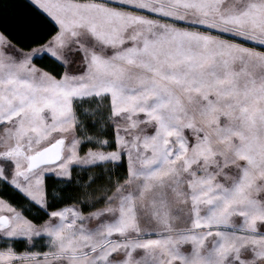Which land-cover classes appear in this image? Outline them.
Segmentation results:
<instances>
[{
  "label": "snow or ice",
  "instance_id": "6c2138e0",
  "mask_svg": "<svg viewBox=\"0 0 264 264\" xmlns=\"http://www.w3.org/2000/svg\"><path fill=\"white\" fill-rule=\"evenodd\" d=\"M0 264H264V0H0Z\"/></svg>",
  "mask_w": 264,
  "mask_h": 264
},
{
  "label": "trees",
  "instance_id": "16d2710c",
  "mask_svg": "<svg viewBox=\"0 0 264 264\" xmlns=\"http://www.w3.org/2000/svg\"><path fill=\"white\" fill-rule=\"evenodd\" d=\"M44 62H47V58H45V61ZM44 62H41V63H44ZM60 181H58L54 176H48L47 177V183H48V185L50 186V188H49V190L51 191V186L52 185H54V184H57V183H59ZM24 242H21V245L23 244ZM18 250L19 251H23L24 249H23V247L21 246V247H19L18 248Z\"/></svg>",
  "mask_w": 264,
  "mask_h": 264
},
{
  "label": "rangeland",
  "instance_id": "374dc122",
  "mask_svg": "<svg viewBox=\"0 0 264 264\" xmlns=\"http://www.w3.org/2000/svg\"><path fill=\"white\" fill-rule=\"evenodd\" d=\"M36 243H37V244H40V243H42V241H36Z\"/></svg>",
  "mask_w": 264,
  "mask_h": 264
}]
</instances>
